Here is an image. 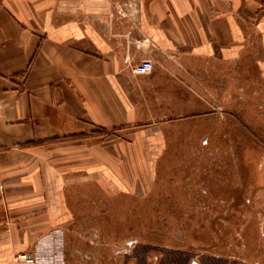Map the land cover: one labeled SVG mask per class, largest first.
Segmentation results:
<instances>
[{"label":"crops","instance_id":"1","mask_svg":"<svg viewBox=\"0 0 264 264\" xmlns=\"http://www.w3.org/2000/svg\"><path fill=\"white\" fill-rule=\"evenodd\" d=\"M137 2L129 56L109 43L105 0H0V264L51 253L93 185L124 187L138 126L190 83L183 62L245 57L264 79V0ZM142 60L152 71L134 74Z\"/></svg>","mask_w":264,"mask_h":264},{"label":"rangeland","instance_id":"2","mask_svg":"<svg viewBox=\"0 0 264 264\" xmlns=\"http://www.w3.org/2000/svg\"><path fill=\"white\" fill-rule=\"evenodd\" d=\"M105 1L109 43L133 56L137 0ZM182 66L190 83L138 126L124 187L87 190L33 264H264V79L245 57Z\"/></svg>","mask_w":264,"mask_h":264},{"label":"built area","instance_id":"3","mask_svg":"<svg viewBox=\"0 0 264 264\" xmlns=\"http://www.w3.org/2000/svg\"><path fill=\"white\" fill-rule=\"evenodd\" d=\"M142 41L144 43H148L149 39L143 38ZM152 69H153V63L150 60H142L133 67L132 72L138 75H146L149 74L152 71ZM15 260L20 263L33 264L34 254L33 252H22L17 254Z\"/></svg>","mask_w":264,"mask_h":264}]
</instances>
